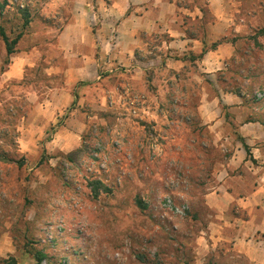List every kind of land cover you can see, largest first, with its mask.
<instances>
[{
	"label": "clouds",
	"instance_id": "obj_1",
	"mask_svg": "<svg viewBox=\"0 0 264 264\" xmlns=\"http://www.w3.org/2000/svg\"><path fill=\"white\" fill-rule=\"evenodd\" d=\"M32 9L38 35L57 46L69 31L75 38L56 70L62 99L52 112L59 117L32 114L33 125L46 116L28 140L46 178H35V165L14 170L20 195L14 214L0 216V264H31L33 241L49 228L82 250L79 264H137L133 253L150 241L141 235L135 206L148 196L147 214L166 220L161 189L175 192L171 199L186 214L220 222L209 224V234L181 218L196 246L195 264H225V258L264 264V238L256 237L257 231L264 236V204L245 224L237 197L209 215L194 188L199 169L218 170L227 156L243 155L252 183L264 192V106L238 81L209 73L206 63L226 37L249 32L264 59V31L258 30L264 0H32ZM6 57L0 55V65ZM64 116L80 140L71 151L53 147L63 131L56 120Z\"/></svg>",
	"mask_w": 264,
	"mask_h": 264
},
{
	"label": "rangeland",
	"instance_id": "obj_2",
	"mask_svg": "<svg viewBox=\"0 0 264 264\" xmlns=\"http://www.w3.org/2000/svg\"><path fill=\"white\" fill-rule=\"evenodd\" d=\"M25 9H28L31 14V22L27 26L24 25L23 17ZM0 24L6 28L12 38L23 32V36L16 45V51L11 55L7 53L6 44L0 35V40L3 41L0 45V55L7 53L3 65H0V216H7L14 214L17 208L16 199L20 195L17 188L21 177L19 173L13 175L15 169L35 165V178H46L45 170L39 166L42 157L35 151H28L33 147L28 142L29 138L37 131V128L41 127L40 121L46 116L41 115L40 120L33 125L32 114L36 112L39 115L43 112L46 115L59 117V112L54 114L52 112L55 101L62 99L56 90V81L62 73L56 70L64 65L65 50L72 47L75 37L74 33L69 31L62 37L63 45L57 46L38 35L39 27L34 17L32 0H0ZM258 30L264 31V24H261ZM254 35L255 32H249L246 37L243 35L226 37L231 41H236L235 53L220 65L214 66V70L209 73L217 77H227L234 82L238 81L244 91L254 98L255 103L264 106V59H258L256 55L258 49L251 47ZM222 82L226 83L227 79ZM42 93H50V95H42ZM256 93L259 95H255ZM62 121L67 122L62 124ZM56 126H62L63 131L57 136L56 145L53 147L58 146L65 151L73 150L80 140L76 137L72 121L67 116L60 117L56 120ZM242 138L244 139L243 136ZM231 157V155L227 156V163L221 160L220 163L224 166L218 170L215 167L212 170H198L199 182L194 185V188L197 190L196 195L202 193L200 198L205 201L209 215L214 206L227 204L226 200L216 202L207 197L211 192L224 191L223 187L218 190L222 183L236 184L237 191L241 194L249 193L255 184H259L252 183L251 173L244 166L229 168L227 164ZM241 173L242 178L239 177ZM30 178H32L31 174L29 177H24L23 183L28 184ZM175 194V192L169 194L161 189L159 208L163 209L161 215L166 217V220L159 218L158 215L147 214L151 207V200L148 196L144 198L147 203L142 202L135 206V210L142 214L138 218L140 227L143 229L141 235L150 241L146 248L133 253L137 264H195L196 246L181 218H186L187 221L196 225H202L200 231H209V234H211L209 224L220 223L215 221L214 217L205 222L201 219L200 212L186 214L184 205L171 199V196ZM23 202L27 205L29 200L25 198ZM185 203L191 205L192 201H185ZM262 204L264 202L252 206L253 214L261 212ZM237 207L241 206L237 205ZM242 211L245 219L248 212L243 207ZM173 212L176 214L173 215ZM241 214V212H234L233 216L238 220ZM257 217L261 218L258 215ZM17 223L24 230V224L20 221ZM171 224L178 225L179 232H174ZM204 241H207V237L202 238L201 242ZM216 242L219 245L222 241L217 238ZM33 244L35 245L33 251L41 250L45 254L42 264H68L69 258L76 260L79 264L78 253L82 250L75 247L73 242L52 231L51 228L48 231L37 233ZM229 256H235V254H229ZM35 262L34 259L31 264ZM225 264H233V262L225 258Z\"/></svg>",
	"mask_w": 264,
	"mask_h": 264
},
{
	"label": "crops",
	"instance_id": "obj_3",
	"mask_svg": "<svg viewBox=\"0 0 264 264\" xmlns=\"http://www.w3.org/2000/svg\"><path fill=\"white\" fill-rule=\"evenodd\" d=\"M225 11V10H224ZM223 14V13H222ZM235 53V45L232 42H226L224 45L220 46L217 50L213 52V54L210 56V58L207 60V67L208 71L212 72L214 70V66L220 65L223 61L226 59L232 57ZM251 136H248L247 139H251ZM241 161L244 162V164H247V159L243 155L237 157V159L233 160L232 157L229 160L227 166L229 167V163L232 166H244V164L241 163ZM253 163V162H252ZM254 164V163H253ZM258 167V165H257ZM231 168V167H229ZM240 178H242V173L239 175ZM238 178V177H237ZM223 187L224 191H214L207 195V197L212 198L213 200H216V202H219L221 200H226L225 202L228 203V200L233 197H237L240 200L239 206L243 207L247 210L248 213H251V215H247L245 219H243V222L247 224L249 221L252 220V216L256 215L253 214V207L254 205H259L262 202H264V192H260V184H255L252 188V190L249 193L241 194L237 191L236 184L235 185H225V183H222L218 190H221ZM256 193H260L259 195H256ZM216 194V195H215ZM238 194V196H237ZM248 197V199H246ZM223 198V199H218ZM226 198V199H225ZM240 219V218H238ZM261 222V218L256 219L255 223L259 224ZM257 238H264L262 234L257 231L256 232ZM253 239L251 236L249 237V240ZM219 240V239H218ZM243 243H247L246 241ZM256 243H259V239L256 240Z\"/></svg>",
	"mask_w": 264,
	"mask_h": 264
},
{
	"label": "trees",
	"instance_id": "obj_4",
	"mask_svg": "<svg viewBox=\"0 0 264 264\" xmlns=\"http://www.w3.org/2000/svg\"><path fill=\"white\" fill-rule=\"evenodd\" d=\"M23 17H24V25L25 26L29 25V23L31 22V14H30L28 9L24 10ZM0 35L2 36V38H3V40H4L5 44H6L7 53L9 55H11V54H13L16 51V45L19 42V40L21 39V37L23 36V32L18 34L10 42L7 39L10 36H9L6 28L3 25L0 24ZM226 42H232L233 44H235L236 41H231V40L226 38ZM10 43H11L12 47L9 46ZM253 161H255V160H253ZM34 253H35V257H36L35 258V260H36L35 264H42V261L45 258L44 252L41 251V250H36V251H34ZM58 264H65V263H58Z\"/></svg>",
	"mask_w": 264,
	"mask_h": 264
}]
</instances>
